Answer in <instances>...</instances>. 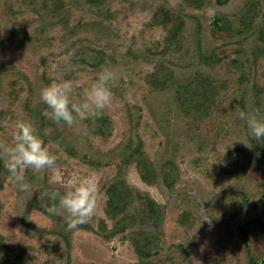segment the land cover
I'll return each instance as SVG.
<instances>
[{
  "label": "rangeland",
  "instance_id": "rangeland-1",
  "mask_svg": "<svg viewBox=\"0 0 264 264\" xmlns=\"http://www.w3.org/2000/svg\"><path fill=\"white\" fill-rule=\"evenodd\" d=\"M69 1L71 28L53 24L37 35L41 19L36 7L41 0H0V143H11L15 120L32 121L57 156L55 166L66 180L95 177L96 213L70 230L69 245L64 241L57 250L60 235L54 229L55 219L32 204L44 207L46 192L62 193L65 185L50 184L47 169L25 171L36 189L32 193L20 191L9 174L2 176L0 234L11 249L10 257L23 252L34 264H139L126 238L128 230L109 239L96 232L101 219L112 225L105 214L106 187L119 178L134 191L151 196L164 212L157 230L159 250L152 251L157 253L150 264H251L250 254L263 258L264 142L250 136L238 113L264 117V90L256 103L257 91L252 88L254 79L264 85V58L252 60L254 37L260 27L264 29V0H258L255 33L245 39L218 30L211 18L220 15L237 29L244 0H205L201 7L188 0H107L102 8ZM78 20L85 26L71 33ZM176 20L179 31L167 45ZM23 26L32 39L19 43L14 32ZM213 49L221 62L211 66L199 52ZM99 52L102 57L96 58ZM237 57L240 60L233 65ZM101 67H110L119 76L112 100L101 114L108 117V124H102L104 134L97 131L99 121L77 120L68 126L43 115L42 86L55 79L70 80L80 99ZM168 69L178 75L177 82L195 70H201L200 78L210 77L216 83L219 76L226 78L207 115L199 120L185 115L176 106L174 91L153 83L154 73ZM240 71L250 81L243 83L245 89L236 82ZM138 143L159 172L157 182L145 181L136 162L125 164L127 153ZM167 158L175 166L173 187L161 180ZM239 226H244L243 235Z\"/></svg>",
  "mask_w": 264,
  "mask_h": 264
},
{
  "label": "trees",
  "instance_id": "trees-1",
  "mask_svg": "<svg viewBox=\"0 0 264 264\" xmlns=\"http://www.w3.org/2000/svg\"><path fill=\"white\" fill-rule=\"evenodd\" d=\"M42 3L40 6L36 7V17L41 19V24L39 25V29L36 30L35 33L40 34L48 27L53 24L60 25L62 28H71V24L69 23V18H72V13L70 11L71 6H69V0H41ZM68 1V2H67ZM88 5L94 7L102 8V5L107 0H83ZM189 2H195L198 7L203 6L205 0H188ZM220 1V0H219ZM223 1V0H222ZM192 5V3H189ZM259 6L258 0H244L242 11L239 15V26L236 29H233V22H229L228 24L220 15H213L211 18L213 19V26L218 30L227 31L231 34L243 35V38L248 37L249 34L252 35L255 33L253 30L255 29V20H256V10ZM43 13H46L47 16H43ZM55 17V20L49 21L48 17ZM85 25L83 21L78 20V23L75 26H72L71 33L75 32L78 28H82ZM75 28V29H74ZM180 24L176 20L173 25L170 27V34L167 37V45L170 42L175 40V36L179 31ZM15 36L17 42L22 43L24 40L32 39V35L28 33V30L23 26L22 28H18L15 30ZM230 34V37H232ZM242 38V39H243ZM254 49L252 58L253 62L258 61L259 58H264V29L260 27L258 30L257 36L254 37ZM242 48H239V52ZM200 50L199 55L202 57L203 62L214 66L215 64L221 62V58L219 54H217L216 50H212L211 52H205ZM101 52H99L96 58H101ZM206 54V55H203ZM239 54V53H238ZM93 57V56H92ZM96 59L95 57H93ZM239 58H234L233 65L239 62ZM96 62V61H95ZM252 61L243 64L250 65L253 63ZM100 61L96 65H100ZM246 69V68H245ZM201 70H195L190 76H184L180 78L181 80L177 82L178 75L174 73L171 69H168L166 73H154L153 74V83L159 88L166 87L168 90L174 91V97L176 100V106L180 107L182 111H184L185 115L192 116L194 119L199 120L202 116L207 115L209 109L215 104L218 99V96L221 92L219 89L223 87V84L226 83V78L219 76V84L215 82V80L210 79V77H199ZM237 75V73H236ZM244 72L240 71L238 76L236 77V82L241 83L243 85L244 82H250L248 77L244 80ZM240 84V85H241ZM174 85V88L171 87ZM242 88L245 89L244 85ZM252 88L257 91V94H254V97H257L255 100H260L259 93L264 90V85L259 83L258 80L254 79L252 81ZM242 94L247 95V91L242 89ZM259 97V98H258ZM260 101H257L258 103ZM45 120V119H44ZM99 121L97 125V131L99 133L104 134L102 129V124H108V117L105 115L94 116L92 119H86L85 121L90 123L92 121ZM39 134H41V129ZM141 143V142H140ZM138 143L136 147H131L130 151L127 153V157L125 159V164H131L132 162H136L139 167V172L141 177L149 182L154 183L157 182L159 178V172L156 168H154V163L148 159L145 151L142 149V143ZM175 151V149L171 150ZM166 153L170 151L165 149ZM173 169H175L173 160L166 159L162 162L161 168V180L168 187L174 186V178H173ZM9 173L7 169L4 168L2 160H0V189L3 188L2 184V176L5 178ZM55 190V189H54ZM49 191L45 194V207L56 204V201L51 200ZM107 200L105 204V214L108 218L111 219L112 225L108 227L106 221L101 219L96 232L102 237L109 239L118 234H123L127 230L129 231L126 234V238L133 244L134 250L139 257V264H150L153 263L152 259L154 257V253L152 252L154 249L159 250V234L157 232L158 228H161L163 220H164V212L162 207L156 200H154L148 194L142 195L141 192L134 191L132 187H130L127 183L122 182L119 178H116L114 181L109 183V186L106 187ZM1 206V205H0ZM32 206L40 208L45 213L51 215L55 221V232L60 235L58 241H56V248L60 250V246L62 242L69 245V234L70 230L66 228V222L64 217H60L59 215L49 213L45 210V208L37 203L33 202ZM1 209V208H0ZM179 221L183 222L182 218H179ZM153 228H145L151 227ZM91 227V226H87ZM31 228H33L31 226ZM238 231L241 235L244 234V226L238 228ZM11 249L9 245L4 241L3 235L0 234V264H34L28 259L23 252H20L15 255L12 259L10 257ZM249 261L251 264H264V257L259 258L252 254L249 255ZM39 264H50L49 262H41ZM94 264V263H89Z\"/></svg>",
  "mask_w": 264,
  "mask_h": 264
},
{
  "label": "clouds",
  "instance_id": "clouds-1",
  "mask_svg": "<svg viewBox=\"0 0 264 264\" xmlns=\"http://www.w3.org/2000/svg\"><path fill=\"white\" fill-rule=\"evenodd\" d=\"M118 79L114 69L101 67L91 85L82 89L80 99L75 97L72 81L52 80L39 91L40 100L46 105L43 115L56 122L63 121L68 126H73L77 120L99 116L111 102ZM238 115L246 122L250 136L264 142V117L243 110ZM0 160L20 191L32 193L36 190L26 179V170H51L48 182L65 185V190L62 193L51 192L50 198L56 204L44 205V208L52 214H64L67 230H75L95 215L98 201L95 177L73 176L66 180L64 173L55 166L57 156L49 151L32 121L24 118L14 121L11 143H0Z\"/></svg>",
  "mask_w": 264,
  "mask_h": 264
}]
</instances>
